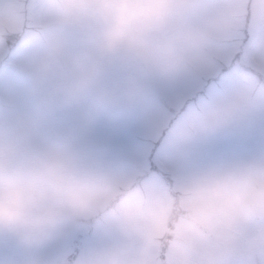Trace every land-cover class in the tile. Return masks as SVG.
Masks as SVG:
<instances>
[{"label":"clouds","instance_id":"1","mask_svg":"<svg viewBox=\"0 0 264 264\" xmlns=\"http://www.w3.org/2000/svg\"><path fill=\"white\" fill-rule=\"evenodd\" d=\"M32 16L6 55L40 80L72 45L84 89L120 69L127 143L81 153L0 133V264H264V147L200 159L213 140L264 135V70L226 55L250 27L242 8L39 0Z\"/></svg>","mask_w":264,"mask_h":264},{"label":"rangeland","instance_id":"2","mask_svg":"<svg viewBox=\"0 0 264 264\" xmlns=\"http://www.w3.org/2000/svg\"><path fill=\"white\" fill-rule=\"evenodd\" d=\"M38 3L39 0H0V133L7 130L27 134L37 147L59 145L81 153L109 150L118 155L127 143L126 137L113 132V124L119 119L115 105L124 80L120 69L108 70L97 84L84 89L86 78L76 69L77 53L72 45L40 80L13 56L6 55L17 49L18 33L26 23L31 24ZM201 3L209 11L235 5L242 8L250 27L237 37L226 55L242 53L251 71L264 70V0H201ZM202 86L201 81H193L186 95ZM183 99L178 97L177 102ZM261 147L264 135L259 131L251 137L227 136L205 144L200 159L247 154ZM151 165L157 166L155 162Z\"/></svg>","mask_w":264,"mask_h":264}]
</instances>
